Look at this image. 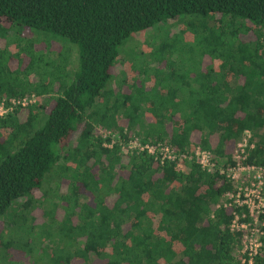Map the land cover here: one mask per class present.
<instances>
[{"label":"trees","instance_id":"obj_1","mask_svg":"<svg viewBox=\"0 0 264 264\" xmlns=\"http://www.w3.org/2000/svg\"><path fill=\"white\" fill-rule=\"evenodd\" d=\"M0 22L13 36L0 47V101L38 99L0 116V264H239L233 208L217 206L231 183L122 147L135 136L223 161L249 130L247 161L264 165V0H0ZM148 29L163 36L117 85L121 47ZM57 37L77 44L74 65ZM253 264H264V235Z\"/></svg>","mask_w":264,"mask_h":264},{"label":"built area","instance_id":"obj_2","mask_svg":"<svg viewBox=\"0 0 264 264\" xmlns=\"http://www.w3.org/2000/svg\"><path fill=\"white\" fill-rule=\"evenodd\" d=\"M35 94L3 98L0 101V116L16 107H27L37 101ZM103 137L109 138L103 145L112 147L117 135L110 131L103 132ZM252 133L245 130L242 137L235 143L229 152V157L221 160L219 154L199 145L190 150H176L169 143L159 141L156 143H142L137 137L131 136L122 151L137 150L147 152L158 162L194 160L209 174H217L231 183L232 189L223 194L219 206L233 208V217L230 222L231 230L241 234L240 263L253 264V257L258 254L264 235V165L247 161L248 152L254 147L251 140ZM221 161V163L219 162Z\"/></svg>","mask_w":264,"mask_h":264},{"label":"rangeland","instance_id":"obj_3","mask_svg":"<svg viewBox=\"0 0 264 264\" xmlns=\"http://www.w3.org/2000/svg\"><path fill=\"white\" fill-rule=\"evenodd\" d=\"M170 20V21H165L163 22L165 25H170V29L172 30V32H176L178 30V23H176L178 20ZM0 24H2L0 22ZM26 30H24L23 34H26L28 36H31L32 38H37L39 37V40H36L40 43V41H45L46 38H44V36H34V34H31L27 28H25ZM8 33V31H7ZM1 34V33H0ZM21 34V35H23ZM13 35V34H12ZM46 35V34H45ZM50 35V34H49ZM48 35V36H49ZM24 36V35H23ZM53 35H50V37H52ZM163 35L161 33H158V34H155V33H152V31L150 29L148 30H145V31H141V32H137V33H134L132 34L127 40H126V43L124 46L121 47L120 49V52H119V58L116 59V63H115V66L113 67V70L115 72V79L117 80V85H118V82L120 83L121 82V79L125 77V79H128L127 76H129V74L132 73V71H134V69H132L131 67L127 66L126 67V63L127 60H129L130 58H133L134 59V63L135 64H140V61L141 60H145L146 57L149 56V53H150V49L149 47H151V43L153 40H156L158 38H161ZM12 39L13 36H9L7 34H4V35H0V47L4 45H7V39ZM53 38H56L55 36H53ZM240 38L244 41H253L255 39V35L254 33L252 32H249L247 34H241L240 35ZM58 40H61L63 41L62 43V48L59 46V42L56 43V42H53V44L55 45V49L58 50V48L60 47L59 49V52H63V57H67V60H69V63L70 65H74V62L76 61V59L78 60V46L77 44H74V43H71L69 42L66 38H63V37H57ZM150 43V44H149ZM58 44V45H57ZM149 44V45H148ZM39 45V44H38ZM37 45V46H38ZM126 46V47H125ZM149 46V47H148ZM10 48L12 47V45L9 46ZM125 47V49H124ZM125 55V58L122 59V57ZM143 58V59H142ZM204 58H206V56H203L202 57V61L204 60ZM56 61L59 62V60L57 59ZM66 71L68 70V72H70V68L67 67L65 69ZM46 96V95H45ZM42 102H43V99H42ZM77 136V133H74L72 134L71 138H70V142H73L75 140ZM54 182V181H53ZM51 182V183H53ZM56 182V181H55ZM57 183V182H56ZM53 187H51L52 189ZM57 194L60 192H65L66 189H67V181L65 180H62L61 182L59 181L58 182V185H57ZM33 196L36 198V199H40V197H42V191L40 189H35L33 190L32 192ZM25 199L22 198L20 199V203L23 202ZM18 201V203H19ZM13 207H11L8 212H7V216L8 218L12 219L13 222H15V226H17V223L19 222H22V220L24 219V215H21V214H13ZM31 214V217L34 219L33 221L35 223H41L43 221V216H42V211L40 209V207L36 206L33 208V210L30 212ZM13 215V217H12ZM57 215L59 217H61L63 215V211L61 208H57ZM2 239H9V235L7 234H2Z\"/></svg>","mask_w":264,"mask_h":264},{"label":"crops","instance_id":"obj_4","mask_svg":"<svg viewBox=\"0 0 264 264\" xmlns=\"http://www.w3.org/2000/svg\"><path fill=\"white\" fill-rule=\"evenodd\" d=\"M233 148V147H232ZM232 148L230 150H228L227 152H225V156L229 157V152L232 150Z\"/></svg>","mask_w":264,"mask_h":264}]
</instances>
